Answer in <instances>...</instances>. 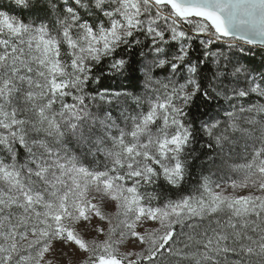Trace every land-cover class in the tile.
<instances>
[{
    "label": "snow or ice",
    "instance_id": "obj_1",
    "mask_svg": "<svg viewBox=\"0 0 264 264\" xmlns=\"http://www.w3.org/2000/svg\"><path fill=\"white\" fill-rule=\"evenodd\" d=\"M0 264H264V0H0Z\"/></svg>",
    "mask_w": 264,
    "mask_h": 264
},
{
    "label": "rangeland",
    "instance_id": "obj_2",
    "mask_svg": "<svg viewBox=\"0 0 264 264\" xmlns=\"http://www.w3.org/2000/svg\"><path fill=\"white\" fill-rule=\"evenodd\" d=\"M236 150L240 151V154L235 158L236 163H244V157L246 155L245 151H244V146H243V141H241L239 144H237L236 146ZM234 152V151H233ZM101 161L103 162V158H101ZM241 178V174H234L232 171H229V174H227L226 176L222 177V178H218L217 180H214L217 183H220L221 186L223 188H225L226 194L229 195H247V194H253V190L252 189H236L235 191H233V189L229 186L230 182L232 179H237L239 180ZM254 194L259 195V192H255ZM106 211L108 212H112L114 213L116 211L115 208V204H111L109 205L106 209ZM102 226L106 227V224L101 222ZM146 227H155V225H147ZM140 231H143V228L138 229ZM103 237H101L102 239ZM126 249L124 247L121 248V251H125Z\"/></svg>",
    "mask_w": 264,
    "mask_h": 264
},
{
    "label": "trees",
    "instance_id": "obj_3",
    "mask_svg": "<svg viewBox=\"0 0 264 264\" xmlns=\"http://www.w3.org/2000/svg\"><path fill=\"white\" fill-rule=\"evenodd\" d=\"M259 59H260V57L257 56V57H256V60L259 61ZM104 84H105V85H111L113 88L117 87L116 82H114V81H110V80H105V81H104ZM233 151H234V152H233V161H235V158L240 154V151L236 150V147H234ZM227 174H229V171H228V172H223V171H222V172L217 173L216 175H213V176L211 177V179L214 181V180H217L218 178H222V177L226 176ZM194 186H195L194 181H193V182H190V183L187 185V187H188L189 189L192 188V187H194ZM169 195H170V196H173V198H175V194H174V193H169Z\"/></svg>",
    "mask_w": 264,
    "mask_h": 264
},
{
    "label": "water",
    "instance_id": "obj_4",
    "mask_svg": "<svg viewBox=\"0 0 264 264\" xmlns=\"http://www.w3.org/2000/svg\"><path fill=\"white\" fill-rule=\"evenodd\" d=\"M251 47H259V45H256V46H251Z\"/></svg>",
    "mask_w": 264,
    "mask_h": 264
}]
</instances>
